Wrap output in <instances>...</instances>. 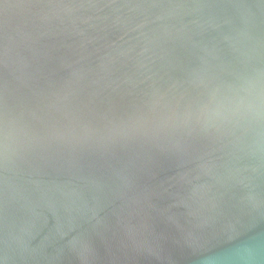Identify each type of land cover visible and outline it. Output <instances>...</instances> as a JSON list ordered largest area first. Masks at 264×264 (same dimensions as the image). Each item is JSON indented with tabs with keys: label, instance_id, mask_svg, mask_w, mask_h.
Wrapping results in <instances>:
<instances>
[{
	"label": "water",
	"instance_id": "water-1",
	"mask_svg": "<svg viewBox=\"0 0 264 264\" xmlns=\"http://www.w3.org/2000/svg\"><path fill=\"white\" fill-rule=\"evenodd\" d=\"M261 75L264 0H0V264H264Z\"/></svg>",
	"mask_w": 264,
	"mask_h": 264
},
{
	"label": "clouds",
	"instance_id": "clouds-1",
	"mask_svg": "<svg viewBox=\"0 0 264 264\" xmlns=\"http://www.w3.org/2000/svg\"><path fill=\"white\" fill-rule=\"evenodd\" d=\"M205 117L237 126L264 130V75L246 80L238 89L216 97Z\"/></svg>",
	"mask_w": 264,
	"mask_h": 264
}]
</instances>
